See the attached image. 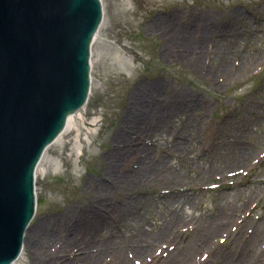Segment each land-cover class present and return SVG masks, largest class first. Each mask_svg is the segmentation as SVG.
I'll return each instance as SVG.
<instances>
[{
  "label": "rangeland",
  "instance_id": "374dc122",
  "mask_svg": "<svg viewBox=\"0 0 264 264\" xmlns=\"http://www.w3.org/2000/svg\"><path fill=\"white\" fill-rule=\"evenodd\" d=\"M101 2L84 120L38 166L37 211L17 264H47L43 255L89 264L87 244L96 252L107 242L122 256L105 252L93 264H175L200 240L204 253L190 264H230L224 252L239 254L258 230L264 240V0ZM132 108L151 115L143 131ZM68 224L70 234L45 248L31 243L39 229Z\"/></svg>",
  "mask_w": 264,
  "mask_h": 264
},
{
  "label": "water",
  "instance_id": "95a60500",
  "mask_svg": "<svg viewBox=\"0 0 264 264\" xmlns=\"http://www.w3.org/2000/svg\"><path fill=\"white\" fill-rule=\"evenodd\" d=\"M102 21L101 0H0V264L23 248L44 151L88 102Z\"/></svg>",
  "mask_w": 264,
  "mask_h": 264
},
{
  "label": "bare ground",
  "instance_id": "6f19581e",
  "mask_svg": "<svg viewBox=\"0 0 264 264\" xmlns=\"http://www.w3.org/2000/svg\"><path fill=\"white\" fill-rule=\"evenodd\" d=\"M97 37H98V34H97L96 38ZM179 39L180 38H178L177 40L174 39V41L176 40V43H178L180 45H184L183 42L182 43L179 42ZM94 42H95V40H94ZM192 51L197 52L196 49H193ZM151 88H152V90L150 91V94L158 92L156 90V88H154V87H151ZM156 104L157 103H155V105ZM84 109H83V111H84ZM83 111L77 112L68 118L66 129L60 135V137L54 142L53 145H57V144L61 143V141L63 143L65 134L79 131V126L81 125L82 121L84 120L83 119V117H84ZM136 111L137 110L135 108H132V111L130 114V115H133V124L135 125L136 122H138V124H137L138 131H143L142 125L145 124V122L149 121V117L151 115L142 116L141 113L137 114ZM147 129L149 132H151V130H152L151 126H149ZM119 152L121 153L120 158L122 160L127 158L129 155V152H127V151L125 154L123 153V150H119ZM141 177H143V174L140 172V173H138V175L133 177L132 180L129 181L130 185H128V186L130 187L134 183H139L142 179ZM94 184L96 186H98L99 188H101V190H103V191H106L110 186L106 182H100V183L94 182ZM121 185L123 186V181L121 182ZM96 210H99V209H96ZM87 218L90 219L89 222H91V223L95 220L94 217H90V214L87 215ZM99 219L100 218H97L95 221L96 227H98ZM68 220L71 221V217H69ZM74 227H75V224H68V226H66L64 228H56L52 232L47 231L45 228H41V229H39L40 235L31 243H33V245H35L37 247L41 246V247L45 248L46 241L50 237H52L53 239H59L60 236L66 237L62 230H64L68 236L70 234V231ZM85 228H86L85 233L84 232L80 233L84 240H86V237H89L88 234L90 232L88 227H85ZM211 229H212V227L208 228V231L210 233L213 232ZM166 231H167V229L164 230V233L162 234V236H158L156 238V240H161L162 238H166V234H167ZM260 233H261V230H258V234H255V238H252V242H249L248 245L245 247V249H243L241 252H239V254L232 256V251L224 252L223 256H222V262H226L229 260L230 264H264V240L260 239V237H259ZM167 239H168V237H167ZM167 239L164 242H160V243L161 244H168V242H170L171 240L169 238V241L167 242ZM70 241L71 240H69V243H70ZM65 243H67V242L64 241L63 244H65ZM198 243H199V245L197 244V246H194L193 249L188 250V252H186L180 256H176L175 259H178V260L175 261L174 263L175 264H190L191 263V261L189 260L190 257H192V259L200 258L201 254L204 253V249H205V246L207 243L204 244V242H202V240H200ZM114 244H115L114 242H109V243L107 242L105 244H99L101 247L100 250L98 249L96 252H92L91 249H92V246H94V245H91V243H88L87 247H85L83 249L84 252H82V249L80 250L82 253H84V255L83 256L81 255V256L88 258L87 262L89 264H93L95 262L100 261L101 255L105 252H109L110 254H112L110 256L118 259L119 257L122 256L123 249H120L119 247L118 248L113 247ZM153 244H154V242H153L152 238H150V241L148 244H146V245L140 244V247H137L136 254L137 255L139 254L140 256H142V255L146 254V252L147 253L150 252L154 246ZM99 245H95V246H99ZM170 245H173V243H171ZM177 245H179V244L176 243V245L173 246V248H178ZM208 248L213 249V245L211 244L210 246H208ZM214 248L216 250H220L219 246L214 247ZM50 249L52 251V247H50ZM208 252L212 255L211 251H208ZM194 253H196V255H193ZM41 254H42V252H41ZM37 257L41 258L43 260V262L45 261L47 264H53L54 261H56L54 256H51V257L47 256L46 257V255H43V256H37ZM154 258H157V257L154 256ZM58 262H61V261L58 260ZM15 264H17V263H15ZM62 264H68V263L62 262ZM120 264H135V263L133 261V258H131L130 256L129 257L126 256L124 258H121ZM143 264H146V263L143 262ZM221 264H223V263H221Z\"/></svg>",
  "mask_w": 264,
  "mask_h": 264
}]
</instances>
